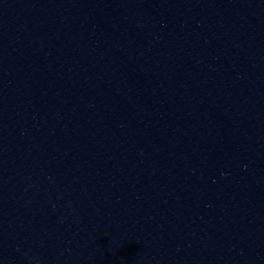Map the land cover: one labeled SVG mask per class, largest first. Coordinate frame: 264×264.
Here are the masks:
<instances>
[{"label":"water","instance_id":"95a60500","mask_svg":"<svg viewBox=\"0 0 264 264\" xmlns=\"http://www.w3.org/2000/svg\"><path fill=\"white\" fill-rule=\"evenodd\" d=\"M0 264H264V0H0Z\"/></svg>","mask_w":264,"mask_h":264}]
</instances>
